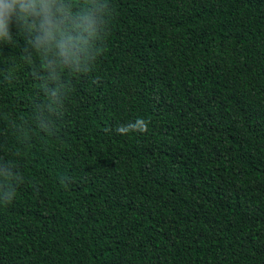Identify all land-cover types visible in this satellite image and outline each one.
Returning a JSON list of instances; mask_svg holds the SVG:
<instances>
[{
  "label": "trees",
  "instance_id": "16d2710c",
  "mask_svg": "<svg viewBox=\"0 0 264 264\" xmlns=\"http://www.w3.org/2000/svg\"><path fill=\"white\" fill-rule=\"evenodd\" d=\"M108 5L52 136L24 37L0 44V156L23 177L0 264H264V0ZM138 118L146 133L117 131Z\"/></svg>",
  "mask_w": 264,
  "mask_h": 264
},
{
  "label": "clouds",
  "instance_id": "9594fccd",
  "mask_svg": "<svg viewBox=\"0 0 264 264\" xmlns=\"http://www.w3.org/2000/svg\"><path fill=\"white\" fill-rule=\"evenodd\" d=\"M111 15L108 0H0V44L13 43V29L25 39L21 60L29 65L39 81L42 101L34 108L32 123L35 129L54 135L55 120L63 115L64 101L70 92L67 75L84 74L100 51L96 41L107 27ZM6 71V79H11ZM19 143L31 140L30 126L11 125ZM120 134L146 133L148 123L138 118L117 129ZM6 134V133H5ZM2 147V145H0ZM20 153L17 152L16 156ZM23 177L14 160L0 156V202L11 203L14 185Z\"/></svg>",
  "mask_w": 264,
  "mask_h": 264
}]
</instances>
